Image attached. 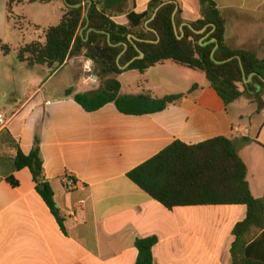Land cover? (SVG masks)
I'll return each mask as SVG.
<instances>
[{"label": "crops", "instance_id": "obj_1", "mask_svg": "<svg viewBox=\"0 0 264 264\" xmlns=\"http://www.w3.org/2000/svg\"><path fill=\"white\" fill-rule=\"evenodd\" d=\"M84 6L88 1L82 0ZM152 0H130L125 13L113 17L127 25L126 13H144ZM186 22L201 19L199 0H177ZM226 20L230 48L253 51L264 58V0H215ZM33 8L36 10L34 11ZM0 0V40L17 32L24 47L46 41V30L60 23L64 4ZM28 26V27H27ZM30 34L26 43L25 36ZM27 34V35H28ZM20 48V49H21ZM18 56V54H17ZM0 50V75L15 84L13 94H0V113L8 121L0 132V264H136L137 239L157 237L154 264H232L233 229L247 215L245 206H193L167 209L135 185L128 174L171 144L198 145L217 137L235 142L247 164L255 198L264 197V110L241 98L226 107L206 80L189 94L194 74L173 64L125 71L121 94L153 98L184 97L166 110L142 116L125 115L114 103L87 112L74 100L97 91L93 61L74 57L54 71L17 62ZM84 62L81 66L79 63ZM89 70V72H87ZM62 71L67 73L62 74ZM21 75L19 78L18 76ZM73 89V95L67 91ZM248 118L262 119L254 137ZM248 133H236L235 128ZM41 142L44 177L54 192L60 215L53 214L37 191L28 168L15 170L18 149L29 155ZM247 139V141H246ZM251 166L254 185L249 180ZM14 177L18 187L8 182ZM71 177L76 185L66 182Z\"/></svg>", "mask_w": 264, "mask_h": 264}, {"label": "trees", "instance_id": "obj_2", "mask_svg": "<svg viewBox=\"0 0 264 264\" xmlns=\"http://www.w3.org/2000/svg\"><path fill=\"white\" fill-rule=\"evenodd\" d=\"M54 1L64 4L60 23L46 30L44 44L32 42L22 47L17 58L29 66H47L54 71L74 57L84 56L97 64L106 76L103 86L97 91L74 95V100L85 111L95 112L111 103L125 115H151L166 110L184 95L164 98H153L148 93L124 96L117 78L125 71L145 73L163 63L194 74L189 94L201 89L202 82L206 80L226 107L244 97L257 105L258 114L264 110V58H258L253 51L233 49L227 45L226 20L215 0H199L201 19L195 22L183 19L177 0H152L144 13H126L127 25L117 24L113 17L125 13L124 8L130 0H97L89 10L90 26L86 29L89 4L81 8L71 7L83 3L82 0H67L70 6L64 0H29V3L49 4ZM13 2L9 0V15ZM158 8L156 18L150 21ZM175 12L178 35L173 22ZM185 24L196 31L207 26L208 29L204 34H196ZM83 29L82 37L80 33ZM90 29L94 31L90 32ZM108 35L112 45L108 42ZM131 35L136 40L131 41ZM86 38L88 41H85ZM213 39L217 43H212ZM124 44L128 45L126 51ZM217 45L214 57L218 62L225 63L218 64L212 60ZM0 50L9 54L11 48L0 40ZM99 50H103L112 61L101 60ZM123 52L118 65L117 59ZM139 52L145 55L144 59L136 60L122 70L121 67L140 55ZM238 58L242 61L244 72ZM244 73L247 78L251 77L249 83L245 82ZM73 93V89L67 91L69 96ZM14 168L17 171L30 170L38 193L53 214L59 216L53 189L44 177L39 137L29 155L18 149ZM247 177V164L239 155L235 142L227 137H217L198 145L176 141L128 174L135 185L169 210L193 206H245L246 218L233 229L232 264H264V197L258 199L253 196ZM68 179L76 185L75 180ZM8 182L13 187L19 186L13 176L8 178ZM158 242L157 237L137 239L136 264H154L153 250Z\"/></svg>", "mask_w": 264, "mask_h": 264}, {"label": "rangeland", "instance_id": "obj_3", "mask_svg": "<svg viewBox=\"0 0 264 264\" xmlns=\"http://www.w3.org/2000/svg\"><path fill=\"white\" fill-rule=\"evenodd\" d=\"M33 10L36 11L34 8H33ZM0 34H1V32H0ZM25 34H26L25 40H26V43H28V41H30V34H28V33H25ZM22 40H23V37L18 32H17L16 35H11L9 37V40H8V42L6 44L11 48V57L7 59L6 64H8V65L9 64L10 65L17 64L16 63V60L14 58H16V56H17V54H18L21 46L23 45ZM86 59L87 58H84V62L86 61ZM17 62H19L18 61V58H17ZM84 62H81L79 64L82 66L84 64ZM0 66H1V63H0ZM93 66H94V71L90 72L88 74V76H90V75H96V76H98L99 77L98 82H99L100 88H101L103 86L104 80L106 79V76L103 75V73L101 71V68L97 64L93 63ZM87 72H89V70ZM65 73H67V71H62L61 72V75L62 74H65ZM18 77L20 78L21 75H19ZM15 87H16L15 84H12V85L6 84L3 81L2 76L0 75V94H2V92H8V93H11V95H12L13 94V91H14L13 88H15ZM249 119H251V118H248L246 120V123L248 125H250ZM260 120L262 121L261 118L260 119H256V118L251 119V124L252 125H250V126L252 127V133H253V136L254 137L257 136V132L259 131V128H260L259 127ZM260 137H261V138H259L260 141L262 143H264V131L262 132V134H261ZM251 167L252 168H251L249 180L252 183V185H254L253 174H254V172H256V170L254 171L253 166H251Z\"/></svg>", "mask_w": 264, "mask_h": 264}, {"label": "water", "instance_id": "obj_4", "mask_svg": "<svg viewBox=\"0 0 264 264\" xmlns=\"http://www.w3.org/2000/svg\"><path fill=\"white\" fill-rule=\"evenodd\" d=\"M64 2H65V4L67 5V6H70L69 4H68V1L67 0H64ZM88 4H89V6H88V8H87V11H86V17H87V25H86V27L84 28V29H86V28H88L89 26H90V21H89V16H88V14H89V10H90V8L92 7V5H93V2L92 1H88ZM84 6V3H80V4H78V5H75V6H71V7H74V8H81V7H83ZM159 9L160 8H158L156 11H155V13H154V15H153V17H152V19L150 20V21H153L155 18H156V15H157V13H158V11H159ZM175 15H176V12L174 13V15H173V22H174V28H175V32H176V34L178 35V29H177V27H176V24H175ZM149 23V22H148ZM147 23V24H148ZM185 26H189L196 34H204L205 32H206V30L208 29V26L207 27H205L203 30H201V31H196V30H194L193 29V27H191L190 25H188V24H185ZM84 29L81 31V36L83 37V31H84ZM90 32L91 31H94L93 29H90L89 30ZM104 33V32H103ZM182 36H184V34H182ZM180 39H181V37H179ZM129 39L132 41V40H136V38L134 37V36H129ZM85 41H88V38H86L85 39ZM108 42H109V44L110 45H112V43H111V38H110V36L108 35ZM212 43H217V40L216 39H213L212 41H211ZM124 47H125V51L128 49V45L127 44H124ZM217 48H218V45L216 46V48L214 49V51H213V53H212V60L214 61V62H216V63H218V64H221V63H225V62H218L216 59H215V57H214V54H215V52H216V50H217ZM124 51V52H125ZM99 52V55H100V59L101 60H105V61H107V62H111L112 61V59L110 58V57H107L106 55H105V52L103 51V50H99L98 51ZM124 52L118 57V59H117V64L119 65L120 64V59H121V57H122V55L124 54ZM140 53V55L138 56V57H136L131 63H129L127 66H125V67H121V69L122 70H126L134 61H136V60H141V59H144V57H145V55L142 53V52H139ZM238 60L240 61V64H241V67H242V61H241V59L240 58H238ZM242 70H243V72H244V69H243V67H242ZM244 79H245V82L246 83H249L250 81H251V77H249V78H247L246 76H245V73H244ZM41 187H43V186H41Z\"/></svg>", "mask_w": 264, "mask_h": 264}, {"label": "built area", "instance_id": "obj_5", "mask_svg": "<svg viewBox=\"0 0 264 264\" xmlns=\"http://www.w3.org/2000/svg\"><path fill=\"white\" fill-rule=\"evenodd\" d=\"M7 119L5 117V115L3 113H0V132L6 128L7 126ZM233 131H235L236 133H248V130L247 129H242L240 127H237L235 128ZM67 183H70V184H73L74 185V182L70 181L68 178L65 179Z\"/></svg>", "mask_w": 264, "mask_h": 264}]
</instances>
